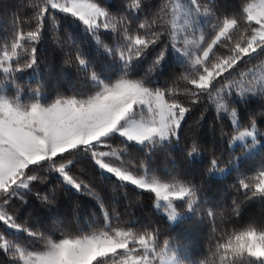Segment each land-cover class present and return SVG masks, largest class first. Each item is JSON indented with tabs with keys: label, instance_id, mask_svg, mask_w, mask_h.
<instances>
[{
	"label": "snow or ice",
	"instance_id": "6c2138e0",
	"mask_svg": "<svg viewBox=\"0 0 264 264\" xmlns=\"http://www.w3.org/2000/svg\"><path fill=\"white\" fill-rule=\"evenodd\" d=\"M0 264H264V0H0Z\"/></svg>",
	"mask_w": 264,
	"mask_h": 264
}]
</instances>
